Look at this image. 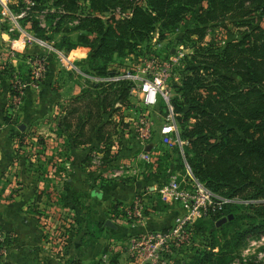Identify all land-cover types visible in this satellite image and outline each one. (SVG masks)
<instances>
[{
    "label": "rangeland",
    "instance_id": "obj_1",
    "mask_svg": "<svg viewBox=\"0 0 264 264\" xmlns=\"http://www.w3.org/2000/svg\"><path fill=\"white\" fill-rule=\"evenodd\" d=\"M208 1L185 5L178 20L157 24L130 51L94 57L96 34L88 30L92 19L125 18L133 5L146 7L145 0H76L69 14L55 0H0V264H68L102 237L107 239L103 245L78 260L140 264L144 255L129 240L172 228L186 213L181 202L166 200L159 192L169 178H181L188 165L192 169L183 113L175 110L176 103L187 110L185 78L208 62L211 53L221 55L228 42L242 38L250 25L264 26V1H244L215 20ZM147 63L158 65L161 86L171 94L183 150L160 145V127L169 113L164 102L146 108L138 93H131L132 84L105 81L119 69ZM236 71L225 73L240 82ZM103 89L127 94L123 100L113 98L112 107L101 115L105 138L99 141L96 131L90 133L98 120L90 101L104 96ZM199 93L206 95V88ZM194 115L186 126L195 121ZM37 136L46 142H37ZM75 136L78 145H73ZM146 151L153 155L151 163L141 158ZM65 180L69 188L61 190ZM51 182L59 189L53 190ZM43 188L45 201L39 202ZM258 189L247 186L233 197L249 201ZM93 190L100 192L96 199ZM126 195L130 201H124ZM138 200L144 203L142 216L134 208ZM250 206H229L237 218L220 226L216 220H196L188 225L189 240L182 239L149 264H199L207 252L219 264L223 253L225 264H264V231L242 239L252 223L243 219ZM146 217L158 227L143 229ZM106 220L134 233L111 237L114 227L105 225Z\"/></svg>",
    "mask_w": 264,
    "mask_h": 264
},
{
    "label": "trees",
    "instance_id": "obj_2",
    "mask_svg": "<svg viewBox=\"0 0 264 264\" xmlns=\"http://www.w3.org/2000/svg\"><path fill=\"white\" fill-rule=\"evenodd\" d=\"M244 1L254 0H209L211 19L225 16L242 6ZM263 1L258 0L260 4ZM145 2L146 7L133 5L132 14L122 19H92V26L88 30L96 34V46L92 49L94 57L130 51L135 45L134 41L144 37L165 20H178L185 10V5H192L198 0ZM55 4L64 14H69L74 11L76 0H55ZM199 31L200 28L196 30L197 33ZM204 65L195 66L192 74L185 78L183 97L187 110L184 112L185 108L178 103L175 107L177 113H183L181 122L185 126L184 137L189 141L186 147L189 163L195 175L206 180L204 183L217 192L235 196L245 187L253 186L259 189L249 198L264 199V26L250 25L242 38L228 42L221 55L211 53ZM236 68L240 82L225 73L228 69ZM218 69L223 70V73ZM207 79L210 81L206 84L204 82ZM126 83L128 82H122L121 85L126 87ZM202 87L206 88V95L199 93ZM103 91L104 96L99 94L90 101L97 108L94 113L98 118L90 133L96 131L99 141L105 138V123H102L101 115L112 107L113 98L123 100L127 94L118 90ZM191 113H195V121L188 127L185 122ZM77 138H73V145H78ZM37 139L39 143L46 142L43 136H37ZM89 141L92 142L91 135ZM39 169L43 170V165ZM224 185H229L230 189L222 190ZM51 188L59 189L57 184L52 182ZM68 188L69 181H62L60 189ZM46 189L41 190L37 201H45L43 192ZM91 194L98 197L100 192L93 190ZM248 209L249 212H246L243 219H251L252 223L242 234V239L248 234L264 231V200L259 204H252ZM229 212L237 218L232 210L228 209L227 214ZM224 216L225 214H217L209 220L218 221ZM212 254L214 255L207 252L205 258L200 259L198 263L219 264L211 259ZM225 256L223 253V264L227 262ZM67 262L85 264L78 259Z\"/></svg>",
    "mask_w": 264,
    "mask_h": 264
},
{
    "label": "built area",
    "instance_id": "obj_3",
    "mask_svg": "<svg viewBox=\"0 0 264 264\" xmlns=\"http://www.w3.org/2000/svg\"><path fill=\"white\" fill-rule=\"evenodd\" d=\"M160 73L161 70L158 69L157 64L147 63L144 66L119 69L110 73L105 81L132 84L131 93H138V98L146 108H155L161 101L164 102L169 113L161 124L159 142L169 150L178 146L183 150L184 141L181 139L178 122L174 119L170 102L171 94L161 86L162 80L157 77ZM141 158L144 162L151 163L153 155L146 151L142 153ZM159 192L166 200L181 202L186 213L176 218L172 228L129 240L128 243L133 248H138L140 253L144 255L143 258L138 259L140 264L156 263L165 252H169L170 248L179 244L182 239L187 238L189 240L188 225L196 220L209 219L217 214H227L228 206L238 205L242 202L254 205L262 201L260 199L242 201L240 198L221 194L200 181L189 165L181 178L176 176L169 178L166 184L160 187ZM134 208L137 209L138 215L142 216L143 201H136Z\"/></svg>",
    "mask_w": 264,
    "mask_h": 264
},
{
    "label": "crops",
    "instance_id": "obj_4",
    "mask_svg": "<svg viewBox=\"0 0 264 264\" xmlns=\"http://www.w3.org/2000/svg\"><path fill=\"white\" fill-rule=\"evenodd\" d=\"M129 193H131V192H129ZM93 198L96 199L97 197H93ZM123 199H124V201H130L131 200V196L130 195L129 196L126 195V196L123 197ZM146 219H148V220H145L143 222V226L145 227L143 229H149V228H152V227H158L159 224L158 225L157 224H153L154 220L151 217H146ZM115 225H116V227L112 229L113 232L110 233L111 237H123L124 238V237H126L127 233H129V234L134 233V232H132V229H130V228H129L130 229V231H129L127 228H124L123 226H120L119 224H115ZM106 240H107L106 238L102 237V238H100L97 241H92L91 244L89 245V247L85 248L83 250L84 252L81 255L77 256L76 258L85 260V258L86 257H90V255H92V253H94V251L97 250L100 245H103V243H105ZM85 264H87V263L85 262Z\"/></svg>",
    "mask_w": 264,
    "mask_h": 264
},
{
    "label": "water",
    "instance_id": "obj_5",
    "mask_svg": "<svg viewBox=\"0 0 264 264\" xmlns=\"http://www.w3.org/2000/svg\"><path fill=\"white\" fill-rule=\"evenodd\" d=\"M233 218H234L233 214H229L228 216L223 217L220 220H218L217 221V226H220L222 223L226 222L227 220H231ZM105 225L111 226V227H114V228L116 227V225L111 220H106L105 221Z\"/></svg>",
    "mask_w": 264,
    "mask_h": 264
}]
</instances>
